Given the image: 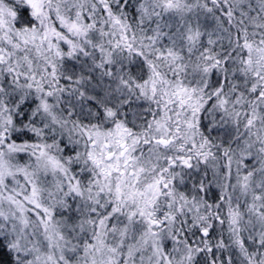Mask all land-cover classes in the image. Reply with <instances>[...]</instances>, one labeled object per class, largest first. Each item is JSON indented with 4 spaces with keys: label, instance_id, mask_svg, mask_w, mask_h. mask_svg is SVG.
<instances>
[{
    "label": "snow or ice",
    "instance_id": "6c2138e0",
    "mask_svg": "<svg viewBox=\"0 0 264 264\" xmlns=\"http://www.w3.org/2000/svg\"><path fill=\"white\" fill-rule=\"evenodd\" d=\"M0 264H264V0H0Z\"/></svg>",
    "mask_w": 264,
    "mask_h": 264
}]
</instances>
